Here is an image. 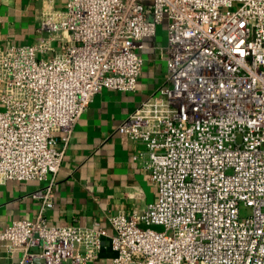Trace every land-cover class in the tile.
Instances as JSON below:
<instances>
[{"label":"built area","instance_id":"built-area-1","mask_svg":"<svg viewBox=\"0 0 264 264\" xmlns=\"http://www.w3.org/2000/svg\"><path fill=\"white\" fill-rule=\"evenodd\" d=\"M44 1L36 41L0 47V181L39 183L0 244L17 264H264V0ZM159 27L165 77L117 126L157 197L109 217L108 263L103 226L45 213L78 119L102 89L136 90Z\"/></svg>","mask_w":264,"mask_h":264},{"label":"crops","instance_id":"crops-1","mask_svg":"<svg viewBox=\"0 0 264 264\" xmlns=\"http://www.w3.org/2000/svg\"><path fill=\"white\" fill-rule=\"evenodd\" d=\"M64 0L56 5L63 8ZM48 3L44 0H0V47L32 44ZM159 33V31H158ZM164 36L145 40L144 63L136 90L102 89L74 126L55 176L54 204L45 213L52 224L103 226L100 258L110 263L115 252L109 234V217L119 212L140 214L157 197V185L145 167L133 158L142 145L117 131L119 123L164 79L166 66L159 47ZM39 183L0 181V231L14 219H33L39 200L32 196ZM19 254L0 244V264H17Z\"/></svg>","mask_w":264,"mask_h":264},{"label":"rangeland","instance_id":"rangeland-1","mask_svg":"<svg viewBox=\"0 0 264 264\" xmlns=\"http://www.w3.org/2000/svg\"><path fill=\"white\" fill-rule=\"evenodd\" d=\"M236 5H237V3L233 4V6L230 7V8H235ZM158 31H159L158 34L161 35V37H163V35H164L163 28L159 27ZM250 212H251V208L250 207L245 206L243 204L240 205V213H241V215H248V214H250ZM155 228L160 229L161 227L160 226H156Z\"/></svg>","mask_w":264,"mask_h":264}]
</instances>
